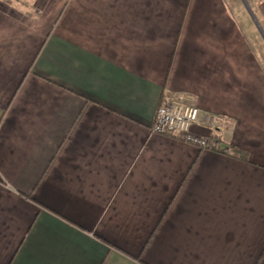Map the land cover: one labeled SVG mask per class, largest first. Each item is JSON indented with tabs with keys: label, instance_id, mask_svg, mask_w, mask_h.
<instances>
[{
	"label": "crops",
	"instance_id": "1",
	"mask_svg": "<svg viewBox=\"0 0 264 264\" xmlns=\"http://www.w3.org/2000/svg\"><path fill=\"white\" fill-rule=\"evenodd\" d=\"M245 3L0 0V264H264ZM166 99L216 149L152 134Z\"/></svg>",
	"mask_w": 264,
	"mask_h": 264
},
{
	"label": "built area",
	"instance_id": "2",
	"mask_svg": "<svg viewBox=\"0 0 264 264\" xmlns=\"http://www.w3.org/2000/svg\"><path fill=\"white\" fill-rule=\"evenodd\" d=\"M198 115V109L194 106L176 103L172 99L162 100L156 109L150 132L155 135L174 137L199 150H214L217 147L214 141L194 135L191 131L192 125L197 123ZM220 121L221 118L217 116L205 118V123L209 126Z\"/></svg>",
	"mask_w": 264,
	"mask_h": 264
},
{
	"label": "rangeland",
	"instance_id": "3",
	"mask_svg": "<svg viewBox=\"0 0 264 264\" xmlns=\"http://www.w3.org/2000/svg\"><path fill=\"white\" fill-rule=\"evenodd\" d=\"M250 1V0H249ZM244 12L236 15L242 32L264 69V0H260V15L253 12L255 3H247Z\"/></svg>",
	"mask_w": 264,
	"mask_h": 264
}]
</instances>
